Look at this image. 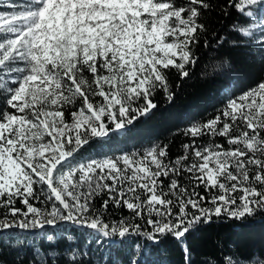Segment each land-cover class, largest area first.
<instances>
[{
    "label": "snow or ice",
    "instance_id": "obj_1",
    "mask_svg": "<svg viewBox=\"0 0 264 264\" xmlns=\"http://www.w3.org/2000/svg\"><path fill=\"white\" fill-rule=\"evenodd\" d=\"M3 6L0 239L23 232L53 242L59 234L70 245L44 252L31 240L11 244L32 249L29 264H58L60 256L83 264L93 239L116 247L137 241L129 264H140L139 240L158 245L168 238L192 264L186 239L200 224L264 214V0H228L236 12L234 35L216 36L215 44L201 22L212 0H9ZM201 40L205 48H247L260 78L235 95L225 89L223 107L186 130L191 141L175 160L167 159L166 145L93 152V141L108 137L110 125L111 134L126 133L151 114L159 90L172 100L166 71L190 77ZM215 67L214 74L233 69L229 59ZM110 206L129 215L109 221ZM68 225L85 235L84 245L65 231ZM219 264H264V257L227 253Z\"/></svg>",
    "mask_w": 264,
    "mask_h": 264
},
{
    "label": "trees",
    "instance_id": "obj_2",
    "mask_svg": "<svg viewBox=\"0 0 264 264\" xmlns=\"http://www.w3.org/2000/svg\"><path fill=\"white\" fill-rule=\"evenodd\" d=\"M7 2L9 0H0V11H8L3 6ZM179 2L181 0H178ZM212 3L213 10L205 13L206 18L201 21L208 26L207 38L213 44L216 36H224L230 40L234 35L230 32V26L236 19V12L227 7L228 0H212ZM222 9L230 14L225 15ZM247 51L245 47H233L230 43H225L219 48H205L201 40L195 49L200 61L191 69L190 77L182 78L175 69L166 71L172 100L167 99V93L159 90L153 97L157 107L151 114L134 121L126 133L111 134L110 125V135L102 140L95 138L91 150L114 155L133 151L143 152L154 145H166L168 160L181 157L184 154L183 145L191 141V137L185 135L186 130L192 124L206 122L218 114V109L223 107L226 99L223 95L224 90L231 88L235 95L255 84L260 78V65L250 62ZM225 59L230 60L233 69L221 70L219 74H214L215 66L222 64ZM66 118L70 122V114L66 113ZM217 139L224 143V138ZM200 141L207 143L208 137H201ZM182 182L188 183L187 180ZM102 202V199L98 198L96 206L100 207ZM16 206L24 207L20 203ZM5 211L0 208V217ZM127 215L129 213L126 209L110 206L107 219L119 220ZM65 231L73 233L79 245L85 244V235L77 233L71 225L66 226ZM4 237L0 239V249L3 250L0 256L2 264H29V261L33 260L31 248L11 247V244L19 240H31L44 252L52 248L63 252L70 247L67 240L59 234L54 236L53 242H48L44 238L37 239L23 232L16 236H9L6 232ZM136 242L116 247L97 244L93 239L87 245L88 255L80 259L83 264H129L130 254ZM138 242L143 246L142 255L139 257L140 264H185L182 245L174 239H165L158 245L145 240ZM186 244L191 250L192 264H219L227 253H239L240 257H250L253 253H259L264 257V214L243 220L213 218L211 223H202L196 230L190 232ZM18 252H23L19 259ZM58 264H69V261L65 256H60Z\"/></svg>",
    "mask_w": 264,
    "mask_h": 264
}]
</instances>
